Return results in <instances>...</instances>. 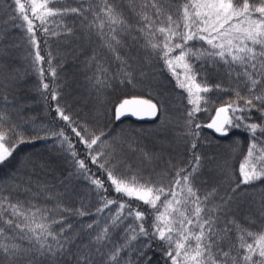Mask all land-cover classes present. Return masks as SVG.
<instances>
[{
    "label": "snow or ice",
    "instance_id": "obj_1",
    "mask_svg": "<svg viewBox=\"0 0 264 264\" xmlns=\"http://www.w3.org/2000/svg\"><path fill=\"white\" fill-rule=\"evenodd\" d=\"M3 3L4 0H0V5ZM123 3L124 0H101L95 8L92 5L84 8L81 0L77 7L53 8L50 0H27V3L12 0L7 10L12 27L22 29L27 42L36 49L34 63L37 65L44 60L39 52L37 28H43L46 35L72 38L76 36L74 26L61 23L57 25L60 29L57 32L50 31L47 25L53 22L52 18L63 21L64 17H83L82 38L90 42L93 35L98 36L101 50L107 49L119 62V68L113 73L101 52L93 51L87 61L95 69L89 82L98 97L117 79L126 87H137L149 79L146 67L135 66L130 54L125 57L119 52L125 46L123 35L132 37L133 43H137L133 32L138 31L145 41L142 45L145 64L150 65L152 58L162 60L176 86L187 93V102L192 105L185 122L184 135L187 137H199L200 132L193 130L194 117L209 103L204 94L212 90L198 79L201 70L194 64L204 61L205 64L226 65L229 77H234L237 85L235 99L217 107L211 122L203 127L225 138L232 129L248 133L249 145L239 165V179L231 191L221 193L218 186H213L201 192L195 180L200 173L202 157L193 151L189 165L177 171L168 186H157L150 180L142 182V177L132 171L126 155V152L137 151V141L124 138L109 141L111 132H97L87 124H78L57 104L55 111L59 119L71 129L76 142L85 151V158L81 159L64 129L51 133L71 156L75 175L84 176L98 195L101 190L107 191V183L115 193L150 206L155 211L151 230L145 226L144 212L121 201L115 214L104 218L103 229L94 221L83 226L79 233L69 234L63 217L57 220L52 216L54 211H61L59 205L56 209H48L19 200L13 203L10 195L0 194V208L4 210L0 213V264H47L49 261L59 264L65 256L73 258L75 264H121L124 253L135 254V259L130 256L124 264H138L146 256L144 249L151 246L153 239L167 245L164 255L171 264H264V231H250L236 219L240 187L264 180V0L259 3L255 0H183L175 8L171 0H141L139 9L137 0H127V7L138 18L135 26L129 24L121 10ZM18 20L23 23H15ZM3 38L0 35V41ZM197 40L208 47L195 48L190 44ZM49 55L51 57V53ZM48 64L51 68V58ZM40 73L43 77L42 68ZM51 75H56L54 68ZM41 83L45 90L49 88L43 80ZM216 87L219 89L221 85ZM240 88L246 89L247 94L242 95ZM57 96L53 90L51 99L55 101ZM5 102H8L6 97ZM162 107L151 98L126 96L114 105V113L116 120L127 114L154 119L161 114ZM254 113H259V122L253 120ZM7 119L0 113V164L8 161L24 142L16 136L14 126H4ZM165 123L162 121V126ZM194 127L200 129L202 126L196 123ZM196 147V141L192 140V150ZM141 156L148 162L154 159V155L146 151H141ZM89 162L106 176V181L91 172ZM122 167L126 171H120ZM72 175L69 174V179ZM10 179L18 185L24 183L18 175ZM101 203L97 214H102L117 201L101 197ZM257 212L264 218V203ZM76 214L83 216L85 212L77 210ZM129 217L133 218V223L124 230V243L113 244L110 233L122 227ZM247 219L251 221L252 217ZM53 225H59V231Z\"/></svg>",
    "mask_w": 264,
    "mask_h": 264
},
{
    "label": "trees",
    "instance_id": "obj_2",
    "mask_svg": "<svg viewBox=\"0 0 264 264\" xmlns=\"http://www.w3.org/2000/svg\"><path fill=\"white\" fill-rule=\"evenodd\" d=\"M140 2L141 0H137L138 9ZM182 2L183 0H171L174 8ZM255 2L259 3V0ZM11 3L12 0H4L3 5H0V13L6 15V18L0 21V35L4 37L0 41V113L8 118L4 126H14L16 136L21 137L24 142L19 145L8 161L0 164V194L10 195L13 203L19 200L48 209H56L59 205L61 211H54L52 216L57 220L63 217V224L69 234L79 233L83 226L94 221H98L99 228L103 229L104 218L114 215L121 201L144 212L145 226L151 230L155 211L150 206L115 193L107 183V191L101 190L98 195L94 186L84 176L75 175L76 169L71 156L64 151L59 139L51 136V133L64 129L71 137L81 159L85 158V151L83 146L76 142L71 129L59 119L55 111L57 104L78 124H87L89 129L97 132H111L108 137L109 141L113 138L137 141V151L135 153L126 152V155L133 165L132 171L138 170L146 175L142 177V182L150 180L157 186H168L174 181L176 172L189 165L192 153L195 151L202 157L200 173L195 180L201 192L218 186L220 192L223 193L235 187L239 179V165L249 145L248 133L243 129H232L231 134L225 138L203 127L218 106L235 99L234 90L237 85L234 83V77H229L226 65L211 62L205 64L204 61L194 64L196 69L201 70L198 79L212 90L204 94L209 103L204 105L203 110L196 113L194 117L193 130L200 132L199 137H187L184 135L185 122L187 111L192 105L188 104L184 95L185 91L176 86V82L162 60L156 58L153 68L145 64V49L142 47L145 41L138 31L133 32V36L138 40L137 43H133L132 37L123 35L125 46H122L119 52L125 57L130 54L134 58L135 66L146 67L149 79L144 80L137 87L132 85L126 87L117 79L112 87L105 89L98 97L96 89L89 82V77L93 75L95 69L87 61L95 50L101 52L102 57L107 60L111 72L117 71L119 62L115 60L114 54L107 52V49L101 50V41L98 36L93 35L90 42L88 38H82L81 21L83 17H64L63 21L59 18H52L53 22L47 25L50 31L57 32L60 31L57 25L61 23L74 26L76 36L72 38H66L63 35H46L43 28H37L36 38L39 52L44 57V60L37 65L34 63L36 49L25 39V32L18 27H12V22L9 21L7 9ZM22 3H27V0L25 2L22 0ZM100 4L101 0H83L82 6L88 8L92 5L95 8ZM80 5L81 0H50V6L53 8ZM12 10L14 11V4H12ZM121 10L129 24L135 26L138 18L127 7V0H124ZM88 18L91 19V14ZM5 22L11 25L4 29L2 26ZM15 23L20 24L23 21L18 20ZM35 23L38 24L39 21ZM160 39L162 40V37ZM190 44L195 48H200L202 45L206 46L205 48L208 47L198 40ZM50 58L51 68L48 64ZM41 68L44 73L43 77L40 73ZM52 68L55 69V77L51 75ZM137 76L139 78V74ZM41 80L49 85L47 90L43 88ZM217 85H221V88L218 89ZM53 90L58 93L55 101L51 99ZM239 90L242 95L247 94L246 89L240 88ZM131 95L153 99L158 105L163 106L161 113L167 112L168 116L165 113L164 119L159 118L152 122L132 119L116 121L114 105L119 99ZM74 96L82 98L83 102L78 101ZM87 104L88 107L85 106ZM171 117L176 123L175 136L174 134L170 136L164 131ZM259 119V113H254L253 120L259 122ZM162 121L166 122L163 126ZM196 123L201 124L202 127L195 129ZM153 134L155 137L151 140L150 135ZM161 136H165L164 138L169 142H172L174 137L176 140L174 144H170V147L174 148L168 151L166 157L160 152L162 143H158V140ZM192 140L197 143L195 150L191 148ZM141 151L154 155V159L148 165L143 160ZM89 167L93 174L106 181V176L98 171L96 166L89 162ZM153 170L160 172L163 178H149L148 173ZM70 173H73L71 179H69ZM17 175L24 181L23 184L18 185L10 179ZM101 197L116 200L117 203L105 209L102 214H97V209L102 206ZM238 197L239 209L236 212L238 223L253 232L264 231V218L257 212L260 204L264 203V180L242 185L238 191ZM77 210L85 212V215L76 214ZM3 211L0 208V213ZM249 216L252 217L251 221L247 219ZM131 223H133V218L129 217L122 227L112 230L110 235L113 244L124 243V230ZM68 225H71L70 229L67 228ZM53 227L59 231V225H53ZM232 236L235 243V233ZM150 244V247L144 249L146 256L140 259L138 264H148L149 260L150 264H171L164 255L167 250L164 242L153 239ZM130 256L135 259L134 253L122 254L121 264H124ZM59 264H75V260L65 256L61 258Z\"/></svg>",
    "mask_w": 264,
    "mask_h": 264
},
{
    "label": "rangeland",
    "instance_id": "obj_3",
    "mask_svg": "<svg viewBox=\"0 0 264 264\" xmlns=\"http://www.w3.org/2000/svg\"><path fill=\"white\" fill-rule=\"evenodd\" d=\"M24 2H25V0H24ZM6 18V15L4 16V15H2V13H0V21H2V20H4ZM11 24H7V23H5L3 26H2V28H7V26H10ZM204 48L206 47V46H203ZM62 57H63V55H62ZM154 61H156V58H152L151 59V61H150V65H147L149 68H153V66H154ZM166 67V66H165ZM167 68V67H166ZM170 73V72H169ZM170 75H171V73H170ZM171 77H172V79L175 81V79L173 78V76L171 75ZM176 82V81H175ZM184 95H185V98H186V100H187V93L185 92L184 93ZM75 97V99H78V101H80V102H83V100H82V98H77L76 96H74ZM86 107H88V104L87 105H85ZM219 107V106H218ZM165 113H166V115L168 116V113L167 112H163V113H161V115L160 116H158V117H156V119H154L153 121H155V120H158L159 118L162 120V119H164L165 118ZM213 115H215V111L212 113V115L209 117V119L206 121V123H205V125L207 124V122L211 119V117L213 116ZM172 116H175V115H172ZM164 117V118H163ZM122 120H124V119H122ZM160 120V121H161ZM121 121V120H120ZM152 122V121H151ZM204 124V123H203ZM165 127H166V130H164V131H166V133L167 134H169L170 136H171V134L173 135L174 134V136H175V134H176V132H177V128H176V123H174V120L172 119V117H171V119L169 120L168 119V122H167V124L165 125ZM207 129V128H206ZM208 130V129H207ZM210 131V130H209ZM212 132V131H211ZM164 135H166V134H164ZM155 137V135L153 134V135H150V139L152 140V138H154ZM165 136H161V139H159L158 140V143L159 142H161L162 143V150H160V152H161V154L163 155V156H165L166 157V155H167V153H168V151H170V150H172L173 148H171L170 147V144H174L175 143V141L176 140H174L175 139V137H174V139L172 138V142H169L167 139H165L164 138ZM174 151H176V150H174ZM146 164L148 165L149 164V162L148 161H146ZM132 167H133V165H132ZM144 168H145V166H143ZM137 168H139V167H137ZM146 169V168H145ZM123 170V171H122ZM120 171H122V172H124V171H126V169L125 168H121L120 169ZM133 172H136V173H138V175L140 176V177H145L146 175H144V174H141L138 170H136V171H133ZM148 175H149V178H163V176H161L160 175V172H158V171H155V170H153V171H149V173H148Z\"/></svg>",
    "mask_w": 264,
    "mask_h": 264
},
{
    "label": "water",
    "instance_id": "obj_4",
    "mask_svg": "<svg viewBox=\"0 0 264 264\" xmlns=\"http://www.w3.org/2000/svg\"><path fill=\"white\" fill-rule=\"evenodd\" d=\"M131 96H140V95H131ZM126 97V96H125ZM142 97H144V98H149V97H146V96H142ZM124 98V97H123ZM122 99V98H121ZM154 101V100H153ZM119 101H117V103H118ZM155 102V101H154ZM114 118H115V113H114ZM122 119H132V120H134V121H145V122H151V121H153L154 119H156V118H149V117H143V118H138V117H136V116H132V115H130V114H127V115H125V116H123V117H121V119L120 120H122ZM115 120H116V118H115ZM120 120H116V121H120ZM209 122H211V119L207 122V123H209ZM208 130H210V131H212V132H214V130H211V129H208ZM215 133V132H214ZM215 134H217V135H220V134H218V133H215Z\"/></svg>",
    "mask_w": 264,
    "mask_h": 264
}]
</instances>
